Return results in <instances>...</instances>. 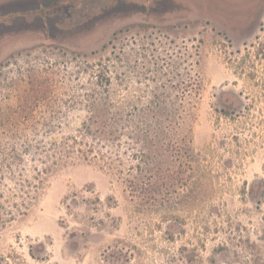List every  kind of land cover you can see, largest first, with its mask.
<instances>
[{
  "label": "rangeland",
  "instance_id": "rangeland-1",
  "mask_svg": "<svg viewBox=\"0 0 264 264\" xmlns=\"http://www.w3.org/2000/svg\"><path fill=\"white\" fill-rule=\"evenodd\" d=\"M263 9L0 0V264H264Z\"/></svg>",
  "mask_w": 264,
  "mask_h": 264
},
{
  "label": "trees",
  "instance_id": "trees-1",
  "mask_svg": "<svg viewBox=\"0 0 264 264\" xmlns=\"http://www.w3.org/2000/svg\"><path fill=\"white\" fill-rule=\"evenodd\" d=\"M160 114V113H159ZM160 117H163L162 115H160ZM165 117L167 118H172L173 119L176 117L178 118L179 116H174V115H165ZM102 133H112L114 132V130L112 129H105V130H101ZM136 141L144 147V151H148L147 154H143L145 156V159H147V162L151 163L152 161H154L155 159V150H153V148H155V120H154V127L149 128L148 131H145L144 134L141 133V130L137 129L136 133L134 135ZM183 140H180V142H182ZM183 145V143H182ZM176 146V145H175ZM152 149V150H151ZM145 153V152H144ZM146 172L148 174H155V170H153V168H145Z\"/></svg>",
  "mask_w": 264,
  "mask_h": 264
},
{
  "label": "crops",
  "instance_id": "crops-1",
  "mask_svg": "<svg viewBox=\"0 0 264 264\" xmlns=\"http://www.w3.org/2000/svg\"><path fill=\"white\" fill-rule=\"evenodd\" d=\"M264 10V9H263ZM263 10H262V12H263ZM262 14V13H261Z\"/></svg>",
  "mask_w": 264,
  "mask_h": 264
}]
</instances>
